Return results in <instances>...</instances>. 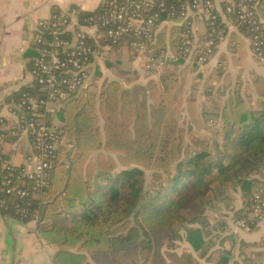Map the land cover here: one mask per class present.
Masks as SVG:
<instances>
[{"label": "trees", "instance_id": "1", "mask_svg": "<svg viewBox=\"0 0 264 264\" xmlns=\"http://www.w3.org/2000/svg\"><path fill=\"white\" fill-rule=\"evenodd\" d=\"M232 26L227 53L212 68L225 40L199 68L200 50H179L184 27H165L149 51L164 49L176 60L157 80L126 89L122 82L131 85L136 74L107 60L117 79L60 107L59 126L73 150L58 149L39 191L17 182L28 193L24 203L0 194L3 214L35 222L41 241L55 248L52 264H199L195 255L208 264H264V244L223 234L226 222L211 225L206 213L220 212L212 205L223 195L227 215L244 224L239 230L256 232L264 223L251 211L254 194L264 193V74L253 75L250 95L240 93L247 56L262 71L264 62L247 44L246 27ZM116 47L105 51L136 56ZM228 66L238 70L233 87ZM100 77L89 73L90 80ZM27 92L41 95L31 84L13 99ZM214 131L220 142L207 139ZM231 195L239 196V208ZM16 205L25 218L14 215ZM180 243L186 249L178 252Z\"/></svg>", "mask_w": 264, "mask_h": 264}, {"label": "built area", "instance_id": "2", "mask_svg": "<svg viewBox=\"0 0 264 264\" xmlns=\"http://www.w3.org/2000/svg\"><path fill=\"white\" fill-rule=\"evenodd\" d=\"M233 24L246 27L252 52L264 62V0H101L88 16L71 8L40 20L32 39L36 56L29 75L41 95L21 94L5 106L7 116L0 115V194L24 203L28 193L17 182L30 183L32 193L46 186L52 160L68 141L58 112L87 88L95 49L117 46L116 50L141 58L147 69L161 70L176 57L164 49L151 52L149 47L163 28L182 25L185 33L179 50L185 54L200 50L196 65L202 68ZM8 138H24L30 146L19 166L4 156ZM6 205L0 199V209ZM17 206L14 215L25 218ZM251 211L255 220L264 221L262 191L254 194ZM236 226L244 224L236 222Z\"/></svg>", "mask_w": 264, "mask_h": 264}, {"label": "crops", "instance_id": "3", "mask_svg": "<svg viewBox=\"0 0 264 264\" xmlns=\"http://www.w3.org/2000/svg\"><path fill=\"white\" fill-rule=\"evenodd\" d=\"M100 2L101 0H0L1 116H7L5 106L14 96L22 88L31 85L29 69L35 56L32 39L35 36L37 23L49 18L54 12L71 8L88 14L96 11ZM232 30L233 26L229 27L225 42L218 46L214 63L219 54L227 53L226 42ZM130 59L133 60L132 73L136 74L137 81L128 85L126 89H131L134 85L143 86L149 79L157 80L160 72L170 68L166 66L161 70L147 69L141 58L132 56ZM251 64L257 70V64L249 55L245 66ZM251 85L252 82L250 89H252ZM29 152L30 146L24 138L9 139L4 146L5 155L18 166ZM248 232L237 230L236 234L240 239H246V236L253 234ZM54 252L53 246L45 244L38 237L35 222L23 224L0 211V264H52Z\"/></svg>", "mask_w": 264, "mask_h": 264}, {"label": "rangeland", "instance_id": "4", "mask_svg": "<svg viewBox=\"0 0 264 264\" xmlns=\"http://www.w3.org/2000/svg\"><path fill=\"white\" fill-rule=\"evenodd\" d=\"M201 27V25L199 26ZM202 29V28H201ZM200 29V30H201ZM247 44L249 45L248 43V39H247ZM246 44V45H247ZM248 47V46H247ZM121 56H118L116 58V56L114 55V53H110V52H107L105 50H103L100 54H98L95 58V64L93 66V68L91 69V72L94 73V76H95V73L96 72H99L101 74V77L98 79V80H93V79H89V83L87 85V91L86 92H90V93H98L101 89V86L102 84H104V82H109L111 80H116L117 79V76H116V71L113 69H110L106 66V61L107 60H112V61H115V62H118V67L124 69V70H128L130 73H132L133 69H132V64L131 62L133 60H131L130 58L126 57L124 54H120ZM251 57V56H250ZM215 58V55L212 57L211 59V62L209 63L208 65V68H210L212 66V64L214 63V59ZM249 58V56H247V59ZM246 59V60H247ZM245 60V61H246ZM259 66L257 65V70L255 69V66L253 67V65H246L244 64V67L242 69V74L240 76V81H241V86H240V93L242 96H245V95H250L252 92H251V89H250V84L253 80V75H262V73L264 74V71H262L261 68H258ZM207 68V70H209ZM231 78H232V84L231 86L233 87L236 83V77L238 76V70L232 68L231 66H228L227 68ZM255 70V72H254ZM257 72V74H256ZM129 76L131 77L132 75L129 74ZM122 81V80H121ZM123 86L125 88H128V86L126 84H124L122 82ZM254 96V95H253ZM214 132H211L209 134V136L207 137V139H210L211 141H215V142H220V136L219 134L215 135ZM65 151H64V154H66L67 152H70L73 150L72 148V141L70 140V138H68V141L65 145ZM148 174V173H147ZM231 194V193H230ZM222 197L223 195H219L218 198L214 201L213 205L214 207H220V212L219 213H216L214 210L212 209H207L206 213L208 215V218H209V222L211 225H219L220 223L219 222H226V225L229 229H227V231L223 234H228L229 232L230 233H236L237 230H239L240 228H238L234 221H232L230 219V216L232 215L230 213V215H227L228 212L226 211L225 209V206L224 204L221 202L222 200ZM231 198H233L232 200V205L235 207V209L239 208V206L241 205V200L239 199V196L238 195H231ZM226 202V201H225ZM234 222V223H233ZM232 226V227H231ZM248 233H253L251 234L250 236H246L244 239V241H248L250 243H262L264 244V223L260 226L259 230L256 231V232H248ZM215 234H218V233H215ZM222 234V235H223ZM240 239V238H239ZM242 239V240H243ZM250 239H252L253 241H249ZM186 249V245L184 243H180L177 251L178 252H181L182 250ZM214 249H210L209 252L213 251ZM195 258L197 259V262L199 264H208L205 262V258L204 259H199L197 255H195Z\"/></svg>", "mask_w": 264, "mask_h": 264}]
</instances>
